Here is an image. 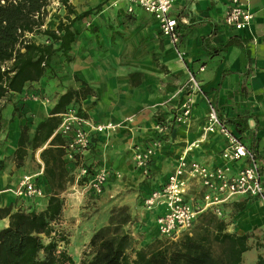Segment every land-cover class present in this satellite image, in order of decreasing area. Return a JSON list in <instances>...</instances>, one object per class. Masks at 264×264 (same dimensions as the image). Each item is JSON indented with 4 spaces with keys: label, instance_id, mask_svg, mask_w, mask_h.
<instances>
[{
    "label": "crops",
    "instance_id": "0c3cea01",
    "mask_svg": "<svg viewBox=\"0 0 264 264\" xmlns=\"http://www.w3.org/2000/svg\"><path fill=\"white\" fill-rule=\"evenodd\" d=\"M67 3L73 11L69 15L71 19L89 12L83 20L73 21L71 25L77 34L68 59L57 51L52 56L50 69L39 80L27 83L20 93H9L0 99V230L9 225L5 209L10 213L45 209L51 189L44 176L40 152L57 134L61 138L59 146L64 168L73 179L60 194L63 207L57 222L62 223V217L76 214V234L69 236L70 240L66 239L61 247L70 256L75 252L76 264H81L84 249L89 252L92 234L109 223L108 199L113 189H110L112 185L106 186L115 177L116 170L122 172L125 169L127 159L122 151L107 148L109 145L105 146L103 142L108 139L107 144L114 143V138L124 131L121 128L109 134L91 135L90 147L83 155L84 162L103 166L111 174L103 192L93 195L75 183L68 171L64 137L57 132L60 114L73 106L81 115L98 123H116L130 115H134L138 123H147L149 112L155 110L164 113L172 110L175 114L184 97L185 91H180V87L187 79L188 69L194 72L203 89V94L193 96L189 120L171 126L161 135L154 130L148 131V136L131 142L134 143L132 148H144L152 139L161 140V146L156 148L149 162L147 174L139 176L133 183L139 186L135 190L138 202L133 201L128 206L134 245L146 247L162 239L155 223L157 212L146 211L141 199L164 183L180 156L211 166L224 163L220 155L223 138L215 133H203L208 102L217 107L234 129L232 120L239 124L242 130L239 134L245 145L258 157L264 185V0H248L253 18L242 30H233L224 24L227 0H176L170 10V15L178 22L180 39L176 44L160 34L152 14L133 6L128 0H67ZM129 6L132 11L127 10ZM47 11L43 25L46 29H55L60 21L67 20L66 7L60 0H53ZM84 22L90 23L84 27ZM43 37V42L47 43V37ZM58 45V42L54 43V47ZM48 72L53 73V77H48ZM30 86L36 89L30 91ZM68 90L78 91V97L57 114L56 128L34 149L32 138L38 123L50 116L59 96ZM28 92L44 93L51 101L41 106L25 97ZM168 116L164 115L165 118ZM23 127L27 135L25 153L18 157L16 150ZM148 137H152L151 141ZM196 140L198 146L190 148L189 144ZM243 163L231 164L232 171L236 172ZM24 175H30L32 182L41 187L43 196L14 195L13 189ZM197 187L198 184L192 191ZM69 189L75 192L66 194ZM69 195L74 197L69 198ZM82 206L92 209L84 213ZM222 212L220 217L201 213L194 229L203 215L224 221L228 232L248 235L249 249L243 252L240 264H256L258 255L264 256V201L248 194H235L222 205ZM53 225L56 228L59 224Z\"/></svg>",
    "mask_w": 264,
    "mask_h": 264
},
{
    "label": "trees",
    "instance_id": "16d2710c",
    "mask_svg": "<svg viewBox=\"0 0 264 264\" xmlns=\"http://www.w3.org/2000/svg\"><path fill=\"white\" fill-rule=\"evenodd\" d=\"M60 1L66 7L68 23L60 21L55 29H46L43 25L50 0H0V99L9 93H20L27 83L39 80L50 69L57 51L68 59L77 34L71 25L83 20L89 12L71 19V6L67 0ZM31 34L46 36L48 42H36L29 37ZM57 42L58 47H54ZM78 94L76 90H68L59 96L50 116L36 127L32 138L34 149L50 137L58 123L57 114ZM232 121L240 133L239 124ZM25 129L22 128L18 139V157L25 153ZM60 144L61 138L56 134L40 152L44 176L51 189L45 209L12 213L5 209L9 225L0 230V264H75L64 249H59L66 237L53 225L62 212L60 194L73 180L64 168ZM169 242L155 240L136 248L133 236L122 229V223L109 221L92 234L89 255L81 264H240L243 252L249 249L247 234L228 232L226 223L211 215H203L191 235ZM130 252L134 258H130ZM256 264H264V256L258 255Z\"/></svg>",
    "mask_w": 264,
    "mask_h": 264
},
{
    "label": "built area",
    "instance_id": "2783aa9c",
    "mask_svg": "<svg viewBox=\"0 0 264 264\" xmlns=\"http://www.w3.org/2000/svg\"><path fill=\"white\" fill-rule=\"evenodd\" d=\"M128 1L154 16L161 35L167 36L174 44L178 42V22L170 15L171 7L176 0ZM127 10L132 11V6ZM252 18L248 0H227L224 14V24L227 27L242 30ZM178 57L180 58L179 53ZM202 69L201 67L200 70ZM182 90L185 91L184 97L173 115L175 124H183L189 120L194 105L193 96L203 94L200 81L189 69L186 88ZM168 125L172 124L158 125V131L166 132ZM119 126V123L115 122H95L81 115L73 106L67 107L60 114L57 132L64 137L65 161L69 163L74 182H80L79 185L90 194H101L111 176L110 171L105 167L88 165L84 162L83 155L90 147L91 135L109 134L116 131ZM203 132L215 133L223 138L220 155L224 163L211 166L180 156L167 174L164 183L141 199L142 207L146 211L157 212L156 227L159 235L164 239L174 240L180 234H191L201 213L209 212L216 217L222 216V205L235 194H248L264 201V185L256 153L245 145L242 136L220 115L217 107L211 102L207 103ZM192 146H198V141H194L189 147ZM156 148L155 142L144 148L134 147L132 158L135 166L142 173H147ZM240 161L244 162L243 165L233 172L231 164ZM197 184L199 188L192 191ZM13 193L18 197L43 196V190L32 182L30 175L22 176ZM56 224L61 225V222ZM62 243L60 242L59 248H62Z\"/></svg>",
    "mask_w": 264,
    "mask_h": 264
},
{
    "label": "rangeland",
    "instance_id": "374dc122",
    "mask_svg": "<svg viewBox=\"0 0 264 264\" xmlns=\"http://www.w3.org/2000/svg\"><path fill=\"white\" fill-rule=\"evenodd\" d=\"M53 0H50V4H52ZM91 17H94L91 16ZM90 20V19H89ZM88 21V20H87ZM64 23H67V20H65ZM90 23V22H89ZM89 23L86 24V22H84V27L88 26ZM29 37L36 41V42H43V36H40L39 34H31L29 35ZM48 77H53V73L48 72ZM186 83H187V79L185 80V82L181 85L180 87V91L182 90V88H186ZM30 91L35 90L36 88H33L32 86L29 87ZM25 97L27 99L32 100L33 102H36L37 104H40L41 106H45L47 104L50 103L51 98L46 95V94H36V93H32V92H28ZM153 109V108H152ZM172 110L167 111L166 113L160 111V110H155V111H151L148 114V118L145 120V122H136V118L134 117V115H130V116H126L125 118L121 119L120 121L116 122L119 123V127L118 129H121L124 132H121L120 134H118V136L116 138H114V143H109L107 144V140L103 142V144L109 145L107 146V148H116V150L118 151H122L123 154H125L124 157H126V163H125V169L121 172L119 170H116L114 172L115 177L111 178L110 182L107 184L106 187H108L109 185H112V187L110 188L111 190L113 189V192L111 193V196L109 197L108 201L109 202V213H110V218L109 221H113L116 223H122V229L124 231H129L130 232V223L132 222V216L130 215L128 209H129V204L133 203V201H137L138 202V195L135 194V190L136 188H138L139 186H134L133 183L136 182V178L140 177H144L143 174H147V173H141L139 172V169L135 166V162L133 161L132 155L134 148H132V143L131 142H135L140 140L143 136L148 134V131L150 133L151 130H154L155 132H157L159 135L165 133V132H160L158 131V125L160 124H173V125H168V128L166 130V132H168L171 128V126L174 125H182V124H175L173 121V113ZM170 115L167 118L164 117V115ZM185 124V123H183ZM111 133V132H110ZM204 133V132H203ZM148 136V135H147ZM150 136V135H149ZM154 136V135H151ZM150 138L152 137H148V139L150 140ZM115 140H117L115 142ZM151 141V140H150ZM161 140L159 138H155L152 139L151 144H153L154 142L157 143V147L161 146ZM149 144V145H151ZM191 144H189L190 146ZM194 147V146H192ZM191 147V148H192ZM107 152H109L110 150H106ZM156 151V150H155ZM155 154V153H154ZM148 172V171H147ZM147 177V176H145ZM73 192H75L74 190H67L66 194H72ZM69 198H72L74 196L69 195ZM82 212L84 213H88L90 211V209L88 206H82L81 209H83ZM76 210V208H75ZM108 210V209H107ZM69 217H62V223L61 225H56V228L66 237V239L70 237L69 236H73L74 234H76V214L74 213L73 215H68ZM131 221V222H129ZM134 223V222H133ZM185 235L182 234L181 236H179L176 240L178 241L180 238H182ZM164 241L166 244H169L173 239H159ZM176 240H173V242ZM136 248H140V246H138V244L134 245ZM62 249V248H59ZM85 251L82 253L84 255V259H86L87 255H89V252L86 251V249H84ZM71 257L73 258L75 264H76V253L75 252H71ZM130 258H134V253L130 252ZM83 261V260H82ZM81 261V262H82Z\"/></svg>",
    "mask_w": 264,
    "mask_h": 264
}]
</instances>
